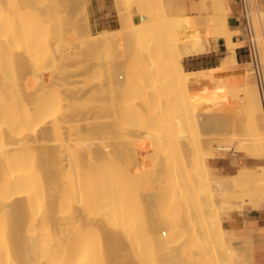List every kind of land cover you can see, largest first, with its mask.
<instances>
[{"label":"bare ground","instance_id":"bare-ground-1","mask_svg":"<svg viewBox=\"0 0 264 264\" xmlns=\"http://www.w3.org/2000/svg\"><path fill=\"white\" fill-rule=\"evenodd\" d=\"M115 1L120 12L136 13L134 21L132 13L127 18L135 30L124 28L132 32L131 47L124 40L120 45L121 39L116 44V29L93 32L82 14L86 0H0V264H223L231 260L232 230L222 223L229 201L252 195L257 207L264 206V112L259 110L260 93L255 96L250 87L248 63L235 54L233 36L241 34L228 24V3L213 16L218 24L213 41L221 38L228 53L211 71L197 72L226 76V82L244 80L251 122L194 154L186 140L188 116L151 106L155 100L164 102L158 106L169 105L194 80V71L183 67L184 56L212 49L206 35L192 39L184 34L199 16H171L169 0L157 8L152 0ZM77 3L84 4L80 20L72 16ZM251 21L264 106V12L257 0ZM174 32L180 42L165 47ZM112 40L118 49L125 52L126 45L130 51L120 55L117 46L112 49L117 52L111 55L125 63L123 74H118L115 57V65L110 60L107 66L88 58ZM100 73H105L101 77L107 81L100 79L107 88L98 93L88 80ZM129 74L139 81L134 87L129 79L122 81L117 91L116 77ZM153 74L169 84L164 97L148 86ZM95 99L102 102L91 103ZM194 101L197 108L202 101L211 102L198 95L193 107ZM203 114L199 116L205 119ZM149 120L163 125L164 132L155 134ZM136 146L142 154L138 159L132 150ZM228 150L246 152L256 162L241 164L232 174L212 173L205 152ZM167 151L178 153L177 167L162 165H168ZM146 152L155 160L151 172L138 164ZM134 162L142 168L140 177Z\"/></svg>","mask_w":264,"mask_h":264},{"label":"rangeland","instance_id":"rangeland-1","mask_svg":"<svg viewBox=\"0 0 264 264\" xmlns=\"http://www.w3.org/2000/svg\"><path fill=\"white\" fill-rule=\"evenodd\" d=\"M152 1H153L154 6H156V8H157V6L159 7V4L161 3L160 1H163L164 3L166 2V0H152ZM169 1H171V3H172V6H171V9H170V12H169L171 14V16H174V17H175V15H177L176 17L189 16V18H193L194 15H190V14L194 13L197 16H199L198 17L199 18V20H198L199 22L202 21V19L204 20L202 22H205L206 19H207V21H206L207 23H203V24H202V22H200L201 23L200 24L197 20H194V22L196 21L195 24H194V28L193 27L192 28H188L189 30L188 29L186 30L188 34L186 33V31L184 33V34L187 35L188 38L192 37V39H193L194 35L198 36L199 34L202 33L201 35L202 36L206 35L207 38L209 39V41L211 42V41H213L214 37L216 35H218V29H217L218 28V24H217V21L215 20V17L213 18V16H215V13L217 11H219V9L221 8L220 6L223 5V3H228V0H214V1L213 0H194V1L193 0H182L181 4L176 3L174 0H169ZM219 1H222V3H220ZM87 2L88 1L86 0L85 6H84V4H83L84 7L82 6L83 8L81 7L82 4H80V7H78V5H79L78 3L76 4V7L74 8V10L72 12V16L75 19L80 20V19H82L81 17H84L80 13V11L82 12V9H83V13L82 14L83 15L85 14V17H88V19H89V15H88V11H87ZM217 5H219V6H217ZM117 6H118V4H117ZM80 8H82V9H80ZM216 9H218V10H216ZM120 10H121V12L123 10V12H122L123 13V18H122L121 12L117 9L118 18L121 17V18H119V21H121V22L123 21V23L125 24V22L126 23L128 22L127 18L128 19H129V17L131 18V15L134 12L132 11L131 12L132 14H131L130 13L131 10H129V9L128 10L120 9ZM84 11H85V13H84ZM127 11L129 12V14L124 15V13H128ZM158 13L159 12H157V15L159 17L160 13L159 14ZM128 15H130V16L128 17ZM153 15H155V12H154ZM157 15L153 16V17H157ZM124 16H126V18ZM132 16H134L133 20H132V21H134V18L136 17V13L133 14ZM191 16H193V17H191ZM209 17H211V18H209ZM212 18H213V22H212ZM136 19H137V17H136ZM208 19L210 21H208ZM129 22H130L129 24L132 23L131 20H129ZM208 22H212V23H208ZM123 23L121 25V28L118 27L119 30H118V28H116V30H115V32L118 34V37H115L116 38V44H119V40L121 39L120 43H121V41L123 42V40H124V43H126V45H127L126 41H128V39L131 40V38H129L128 36H129V34H132V32L135 30V28H133L131 26L134 30L131 29L130 25L128 23L127 24L129 25V27H127L128 26L127 24H126L127 26L125 27V26H123ZM119 24H120V22H119ZM122 27H123V30H122ZM124 28H126L127 30L129 28V30L131 29L132 32L130 33V31H127ZM120 30H122V31H120ZM197 30H198V32H197ZM94 31L95 30H93V32ZM239 31H240L241 35L233 36L234 40H238L239 38H243V36H244L243 29L239 28ZM174 33H173L174 39L167 41V43L165 44V47L170 48V44L172 42H174V43L180 42L179 41L180 40L179 39L180 38L179 34L176 33V32H174ZM176 35H177V39H176ZM189 35H190V37H189ZM114 41H115V39H114ZM114 41L112 40L110 44L109 43L108 44L107 43L102 44L101 46H99L98 52L96 54H93L92 56L89 55L88 58L91 57L90 60L95 61L96 63H102V64H104L103 66H107V64H108L107 62L110 61V60H111L110 61L111 63L113 61L115 62V60L117 58H116V56H112V55H116V54H112V53H116L117 52V51L113 52L114 51V47H116L117 45L115 44ZM117 41H118V43H117ZM128 42H129V45H130L131 42L130 41H128ZM174 43H172V44H174ZM134 44H137V41ZM112 45H114V46H112ZM120 45H122V43ZM126 45L124 46L125 47V52L128 53L130 51L127 52ZM237 45H238V42H237ZM134 46L136 47L137 45H134ZM101 47L102 48L106 47V48L104 50V49H101ZM107 47L110 48V49H108ZM128 47L129 46H127V49H128ZM130 47H131V45H130ZM135 47L132 46V50ZM116 48L118 49V46ZM242 48H244V47H242ZM112 49H113V51H112ZM235 49L237 50V48H235ZM107 50H108V52H107ZM123 50L124 49L122 48V50H121L122 53L120 52V55L125 53ZM220 50L221 51H219L218 57H220V56L224 57L228 53V50L224 46L221 47ZM110 51H111V53H110ZM114 57H115V60L111 59V58H114ZM223 57L220 58L219 60H217V62L219 64L221 63ZM256 58H257V56H256ZM243 60H244V58H243ZM246 60H251L252 61V62L248 63V69H249V74H250V78H251L250 80H251V84H252L250 87H251L252 92L255 94V96H256L257 92L260 93V99H261V103L260 104H261V106L259 107V110H262L264 112L263 99H262L261 89H260V87H258V83H257L256 75H255L254 62L248 56V54H247ZM116 61H118V63L116 65L114 63H112V64L119 67V69L117 67L118 74H120V73L123 74V72L120 71L121 70L120 68H121L122 65H123L122 66V68H123L125 66L124 65L125 63L123 64L122 62H119V60H116ZM132 61L135 62L133 59H132ZM132 61L129 62L128 65H133L134 63ZM118 64H121V65L119 66ZM219 64H217V65H219ZM216 66H214V67H216ZM183 67H184V65H183ZM212 68L213 67H211V69ZM262 68H264V61L263 60H262ZM184 69H185L186 72H190V71H187V69L185 67H184ZM208 69L211 71L210 68H208ZM197 71L198 70H194V81L207 78V79H209L212 82V86H211L212 89H207V86H203V88L201 90H199V91H192L191 88H190V83L192 82L191 81L189 83L188 88H186V89L185 88H180L176 92V96L174 97V99L170 100L171 102H170L169 105H167V106H165V105L164 106H158V104L159 105H163L164 102L162 101L163 103L161 104V101H160L159 103L157 102V104H156V100H155L153 102V105L151 106V109H159V108L161 109V107H162V109L164 108L163 110L167 109V111L169 112V115H171V116L175 115L180 110L185 115L188 116V118H189L188 119V121H189L188 128H190V130L187 128V132L190 131L191 134H190V132L188 133L189 136H188V139H186V140H187V145L191 143L190 144V145H192L191 148L189 146L188 147L190 149H192V152L194 154H198L199 150L202 147L204 148L208 142H212L213 144L216 145V144H220V143L226 141L228 136L231 134L230 132L238 131L240 129H245L248 126H250V122H251V118H250V107L251 106L249 105L250 98H249V94H248L249 90H248V87L245 85L244 80H242L240 77H236V78H233L231 80L229 79L226 82L225 81L226 76H223V75L219 76V75H215L213 73H212V75L203 76V75L199 74ZM257 71L259 73L258 67H257ZM105 73H106V71H105ZM105 73L104 74L100 73L99 76L95 75L93 78H91V80H88L89 82L94 81L95 85H97L96 90H97L98 93L100 92V90H103V88L104 89L107 88L106 85L104 84L105 82H103V80H105V78L101 77L102 75L105 76ZM129 77H131V78H129ZM100 78H103V80L100 79ZM125 78H127V79L125 80ZM128 79H129V81H128ZM147 80H148V86L150 88H154L155 91H157V93H160V95L162 94V96H163V94H167V93L170 92L169 91V87H168L169 84L167 83L165 77L157 76V75L153 74V76H148ZM105 81H107V79ZM115 81H116L115 82L116 84L113 85V87L117 85L116 87L118 89L116 87L115 88L118 91V90H120L119 87H120V84H121L122 81H125V82L128 81L129 83L131 82V84H132L133 82H138L139 80L136 77H134L132 74H129L128 76L127 75L126 76L125 75L124 76L120 75V76L116 77ZM119 81H120V83H119ZM102 82H103V86H101ZM128 82L126 84H129ZM123 84L125 85V83H123ZM121 86H122V84H121ZM132 86H133V84H132ZM134 86H135V84H134ZM100 87H102V88H100ZM197 95L200 96L201 98L207 97V98L210 99L211 102L210 103H205L204 101H202L201 104L199 105V107L197 108L196 105H195V101H194V107H193L192 106V98L194 97V99H195L197 97ZM96 101H98L99 103L102 102V100H100V99H95V101L91 102V103L98 104V102H96ZM200 114H203L204 116H205V114H207V115L205 116V119H204V118H201V116H199ZM169 115H167V116H169ZM192 116H194V120H192L193 119ZM150 123H153V122L151 120H149L148 124H150ZM150 125H151V128H152L150 130L154 131V133L157 134V135H160L165 130V127L163 125H161V124H157L156 125L155 123H153V124H150ZM100 134H101V136H104L103 132H101V131H100ZM152 135H153V133H152ZM112 137L113 138L115 137V139H116V136H112ZM148 137H151L150 133H148ZM117 139H118V136H117ZM228 144L232 146V144H230L229 142H228ZM137 147L138 146H136V148L132 149L133 151L136 149V151H134V153L132 151V153L135 154L136 158L138 159L140 157V155L142 156V154L140 152V149H137ZM167 152H168L167 153L168 165L167 164H162V165H165L166 168L177 167V165H178V159L177 158L179 156L178 153L175 152V151L174 152L167 151ZM170 153L173 156L172 158L174 160L170 158V156H171V155H169ZM133 154H132V157L134 156ZM146 154H147V158H146V160H143V162H139L138 163V161H135V160H137L136 158H134V161L136 163L140 164L141 166L143 164H146V165H144V167L146 166L145 169L148 170L149 172H151V171L155 170V167H156L154 165V161L155 160L153 158V153L146 152ZM219 154H225L226 157L230 158V160H231L230 161L231 162V168L229 170L223 171L220 168L211 167V165H210V157L212 155L214 156V155H219ZM245 154L250 155V154H248L246 152H235L233 150H228L226 152L213 151V152H205V157H206L207 164L211 167L212 173L232 174V173H235L237 171L239 165H241V164H244V165H253V164H255L256 161H254V159L249 157V156H245ZM250 156H252V155H250ZM121 159L124 160L125 158H121ZM136 163L133 166L134 170H135L134 173L135 172H137V173L141 172L142 171L141 166L140 165L138 166V164H136ZM175 164H177V165L175 166ZM140 168H141V170H140ZM148 171H146V174L148 173L147 176L149 177V176H151V173H149ZM137 173H136V175H137L136 177H140L139 173L138 174ZM168 186L167 187L170 188V185H168ZM149 189H151L150 192L153 194L155 189H153L151 186H149ZM149 189H148L147 193H150ZM148 199H149V197H148ZM149 201H151V199ZM169 208H171V207L170 206L167 207V209H169ZM240 208H241V210H240ZM225 209L228 210V213H227L228 215L226 214V216H228V217L226 218L224 215H222V218H223L222 219V223H223L224 227H225V223L224 222L230 221V220L234 219L236 216H241L243 213H245L247 211H251L253 209L264 210V206L255 207L253 205V201L243 200L242 198H235V199H233L231 201L230 204H228V206ZM196 217H195L194 223L196 222L195 225H198L199 223H198V221H197L198 219ZM175 219H176V217L173 220H175ZM165 236H166L165 239H167L168 238L167 233H165ZM229 238H230V241H229L230 242V248L232 250V246L235 243L238 242L237 239H235V234H234L233 231L230 234ZM223 264H232V261L231 262H227V263L224 262Z\"/></svg>","mask_w":264,"mask_h":264},{"label":"crops","instance_id":"crops-1","mask_svg":"<svg viewBox=\"0 0 264 264\" xmlns=\"http://www.w3.org/2000/svg\"><path fill=\"white\" fill-rule=\"evenodd\" d=\"M87 1V11L92 30H100L103 28L116 29L119 27L117 4L115 0ZM174 1L179 4L182 2V0ZM257 4L259 9L264 12V0H257ZM228 5L231 10V14L228 17L229 26L233 28H242V23L238 19V14L240 12L239 0H228ZM190 15L196 16L194 13H191ZM235 41L238 42L236 47L237 50L235 49L237 59L245 63L252 62L251 60H246L247 54L245 53V49L242 48L246 46L245 39L239 38ZM210 45L212 46V49L208 52L183 57L182 63L187 71H194L203 68L208 69L219 64L217 60L223 56L218 57V53L221 51V47H223V41L221 38H218L216 43L211 41ZM203 86H207V89H212V82L209 79L204 78L197 81L193 80L190 83L192 91H199ZM245 156L252 158V156L247 154H245ZM230 161V158L226 157L225 154L212 155L210 157L211 167L220 168L223 171H227L231 168ZM235 198L253 201V205L257 207L255 205L257 201L256 196L244 195ZM231 201L232 200L229 201V204ZM236 217L230 221L224 222L225 228H230L235 234V239L238 241L232 246V250L230 248V262L232 261V264H264V210L253 209Z\"/></svg>","mask_w":264,"mask_h":264},{"label":"built area","instance_id":"built-area-1","mask_svg":"<svg viewBox=\"0 0 264 264\" xmlns=\"http://www.w3.org/2000/svg\"><path fill=\"white\" fill-rule=\"evenodd\" d=\"M240 3V12L238 14V19L242 23L243 34L247 39L248 44L244 46L245 52L254 62V70L255 75L258 83V87H260L262 91V81L261 77L257 71V61H256V52L255 48L253 47V42L251 40V33H252V11H253V0H239Z\"/></svg>","mask_w":264,"mask_h":264}]
</instances>
